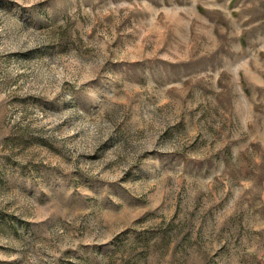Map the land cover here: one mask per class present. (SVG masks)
<instances>
[{"label": "rangeland", "instance_id": "rangeland-1", "mask_svg": "<svg viewBox=\"0 0 264 264\" xmlns=\"http://www.w3.org/2000/svg\"><path fill=\"white\" fill-rule=\"evenodd\" d=\"M264 0H0V264H264Z\"/></svg>", "mask_w": 264, "mask_h": 264}, {"label": "crops", "instance_id": "crops-1", "mask_svg": "<svg viewBox=\"0 0 264 264\" xmlns=\"http://www.w3.org/2000/svg\"><path fill=\"white\" fill-rule=\"evenodd\" d=\"M264 194V193H263Z\"/></svg>", "mask_w": 264, "mask_h": 264}]
</instances>
